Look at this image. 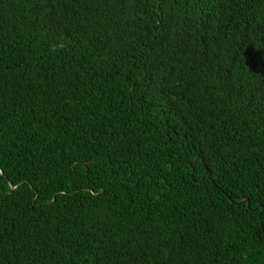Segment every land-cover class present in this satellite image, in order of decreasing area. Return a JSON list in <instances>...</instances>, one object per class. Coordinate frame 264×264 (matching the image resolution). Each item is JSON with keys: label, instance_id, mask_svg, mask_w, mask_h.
Segmentation results:
<instances>
[{"label": "trees", "instance_id": "1", "mask_svg": "<svg viewBox=\"0 0 264 264\" xmlns=\"http://www.w3.org/2000/svg\"><path fill=\"white\" fill-rule=\"evenodd\" d=\"M0 264H264V0H0Z\"/></svg>", "mask_w": 264, "mask_h": 264}, {"label": "water", "instance_id": "2", "mask_svg": "<svg viewBox=\"0 0 264 264\" xmlns=\"http://www.w3.org/2000/svg\"><path fill=\"white\" fill-rule=\"evenodd\" d=\"M242 202H245V200H244V201H242Z\"/></svg>", "mask_w": 264, "mask_h": 264}]
</instances>
